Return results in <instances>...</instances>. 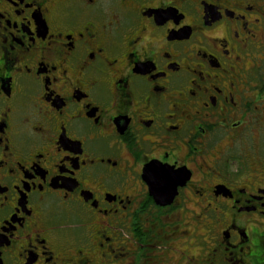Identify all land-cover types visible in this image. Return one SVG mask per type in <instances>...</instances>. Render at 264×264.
<instances>
[{
    "label": "flooded vegetation",
    "instance_id": "af4514ba",
    "mask_svg": "<svg viewBox=\"0 0 264 264\" xmlns=\"http://www.w3.org/2000/svg\"><path fill=\"white\" fill-rule=\"evenodd\" d=\"M0 264H264V0H0Z\"/></svg>",
    "mask_w": 264,
    "mask_h": 264
},
{
    "label": "snow or ice",
    "instance_id": "6c2138e0",
    "mask_svg": "<svg viewBox=\"0 0 264 264\" xmlns=\"http://www.w3.org/2000/svg\"><path fill=\"white\" fill-rule=\"evenodd\" d=\"M180 177V173L173 172L171 169H157L151 173L149 184L159 193L160 196H163L166 195L168 185L182 183Z\"/></svg>",
    "mask_w": 264,
    "mask_h": 264
},
{
    "label": "water",
    "instance_id": "95a60500",
    "mask_svg": "<svg viewBox=\"0 0 264 264\" xmlns=\"http://www.w3.org/2000/svg\"><path fill=\"white\" fill-rule=\"evenodd\" d=\"M156 198H157L158 200H159V199H162V197H157V196H156Z\"/></svg>",
    "mask_w": 264,
    "mask_h": 264
}]
</instances>
